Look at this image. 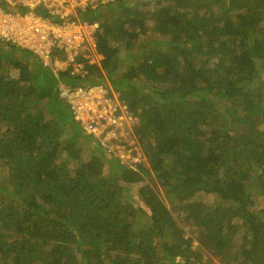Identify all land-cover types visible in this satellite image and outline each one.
<instances>
[{
  "label": "trees",
  "instance_id": "16d2710c",
  "mask_svg": "<svg viewBox=\"0 0 264 264\" xmlns=\"http://www.w3.org/2000/svg\"><path fill=\"white\" fill-rule=\"evenodd\" d=\"M79 16L102 56L84 75L0 40V264H264V0ZM60 82L117 91L142 160L84 132Z\"/></svg>",
  "mask_w": 264,
  "mask_h": 264
},
{
  "label": "built area",
  "instance_id": "2783aa9c",
  "mask_svg": "<svg viewBox=\"0 0 264 264\" xmlns=\"http://www.w3.org/2000/svg\"><path fill=\"white\" fill-rule=\"evenodd\" d=\"M109 1L112 0H0V40L33 51L56 75L68 67H72L71 74L84 75L87 72L83 57L89 63L99 61L95 60L98 54L94 38L99 23L82 19L79 12ZM60 54L66 60L62 61ZM59 89L84 132L130 165L142 160V151L133 140L129 149L123 144L135 117L110 86L94 83L69 87L60 82Z\"/></svg>",
  "mask_w": 264,
  "mask_h": 264
},
{
  "label": "rangeland",
  "instance_id": "374dc122",
  "mask_svg": "<svg viewBox=\"0 0 264 264\" xmlns=\"http://www.w3.org/2000/svg\"><path fill=\"white\" fill-rule=\"evenodd\" d=\"M162 37V36H161ZM161 37H157V38H161ZM102 56L100 55H97V58L95 60H100ZM60 58L62 61L66 60L65 56L63 54H60ZM106 81H107V78H106ZM108 82V81H107ZM109 83V82H108ZM110 84V83H109ZM116 93V95L118 96V98L120 99V95L117 91H114ZM84 147L85 148H89L91 149L92 146L90 145H87V144H84ZM89 151V150H88ZM90 152V151H89ZM137 189H134V192L136 191ZM200 196H202L203 198L207 199L208 201H213L214 197L213 196H208V194H204V193H201ZM199 196V197H200ZM260 206H263L264 207V198L261 197V200H256V207H260ZM187 225L189 226L190 224L187 223ZM211 257V258H209ZM200 264H222L219 259L215 256H212L210 253H208L204 259V261H202Z\"/></svg>",
  "mask_w": 264,
  "mask_h": 264
}]
</instances>
